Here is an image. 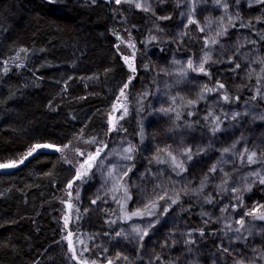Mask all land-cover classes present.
Wrapping results in <instances>:
<instances>
[{
    "label": "trees",
    "instance_id": "trees-1",
    "mask_svg": "<svg viewBox=\"0 0 264 264\" xmlns=\"http://www.w3.org/2000/svg\"><path fill=\"white\" fill-rule=\"evenodd\" d=\"M154 6L151 11H144L129 3L117 4L114 0L96 3L0 0V163L17 160L34 144L64 148V145L94 138L97 143L110 148L123 135L134 145L133 168L141 166L137 112L152 95L155 84L154 66L145 52L147 48H156L164 54L168 46H177L168 30L176 27L178 16L174 14L170 22H165L161 19L166 15L164 9ZM221 12L214 13L219 15ZM206 13L187 26L182 38L185 52L193 57L197 52H205L208 46V35L199 26L208 15ZM263 16L264 4L255 3L242 8L238 22L232 25L229 40L238 33H245L253 38L254 48L262 47L264 36L257 32L254 24ZM125 57H128L127 62ZM129 63L135 68L134 73ZM130 78L131 83L124 89ZM198 79L212 89L205 91L207 98L218 94L223 99L227 95L229 100L224 102L231 106L246 101L259 106L255 96L249 93L252 84L237 92L225 84L224 88H219L220 83L213 81L211 73L201 74ZM121 89L126 93L129 114L119 122L117 130L111 131L110 114L121 98ZM260 107L264 109V106ZM215 115L203 103L190 108L184 119L203 132L207 144H212ZM217 117L224 121L222 116ZM167 127L164 123L147 131L150 155L162 157L164 154L170 143ZM244 147L255 152L264 151V136L247 141ZM245 159H238L237 165L242 167ZM75 173V168L65 163L60 152L53 149L37 150L15 169H0V264H50L49 254L67 235L66 216L70 217L68 231L74 234V243L80 250L85 249V212L94 209L88 204L80 205L75 199L74 208L69 210L63 199ZM131 176L122 185L127 187L131 197L126 202L128 213L134 211L131 210L134 194ZM249 187L251 191L244 190L241 184L234 185L241 200L235 213L236 223L244 220L242 228L237 223L240 232L249 230L257 223V217L264 213V207H260L264 205V184L254 180ZM124 200L122 187L120 201L110 209L108 221L101 223L95 219L96 223L104 225L97 234L108 238L115 234L117 226H127L137 220L154 221L159 217L158 223L162 224L172 213L174 205L163 216L157 210L155 216L125 220V213L121 210ZM158 204L162 208L170 201ZM254 209L255 215H246ZM92 215L93 211L90 217ZM200 215L201 211L193 204L188 212L182 213L210 256L208 259L218 264H237L215 244L213 238L218 232L215 224ZM152 236L165 241L174 233L165 223L161 229L150 232L148 237ZM252 236H255L252 231L246 235L247 238ZM120 248L116 243L111 244L103 262L111 259L113 264H153L144 260L141 247L131 249L126 245L125 249ZM240 252L239 256L243 257L245 253ZM84 253L82 257L97 263L94 251L89 248ZM125 256L127 260L123 258ZM156 264L166 262L159 258Z\"/></svg>",
    "mask_w": 264,
    "mask_h": 264
},
{
    "label": "rangeland",
    "instance_id": "rangeland-1",
    "mask_svg": "<svg viewBox=\"0 0 264 264\" xmlns=\"http://www.w3.org/2000/svg\"><path fill=\"white\" fill-rule=\"evenodd\" d=\"M77 1L96 3L113 0ZM139 2L147 6L149 11L153 10L154 5H157L158 9H164L166 13L164 17H169L162 19L165 22H170L174 14L178 16L176 27L168 30L170 38L177 42L178 48L170 45L164 54L156 48H147L145 52L154 66L155 84L152 95L137 112L139 120L137 137L141 152L139 168H133L134 152L131 153L132 160L123 159L127 155L124 149L129 145L134 146L123 135L110 148L103 147L105 145L97 142L83 141L79 144H70L60 152L63 161L77 171L86 159V155L81 156L79 152L95 153L98 148H102L101 156L93 162L88 176L83 181H75L63 198L69 210L74 208L75 199L80 205L88 204L94 209L85 212L83 226L85 248L95 252L98 260L96 264H107L103 260L110 252V245L115 243L121 246L120 249H125L126 245L131 249L143 248L144 260L153 264H156L157 257L164 259L166 264H218L208 259L210 256L198 236L182 217V213L188 212L190 205L193 204L201 211L200 217L211 221L218 228L213 238L214 242L221 250L227 249L225 252L231 259L237 264L240 262L264 264V221L257 219V223L249 229L255 236L247 238L249 230L234 234L237 228L235 213L241 206V200L236 191L232 190L236 184H241L246 190L254 180H259L252 175L253 172L264 175V151L256 152L259 162L249 164L247 156L253 150L245 152L246 146L243 148L247 141L264 136V109L260 107L264 106V45L254 48L253 38L245 33H238L229 40L232 25L238 22L242 8L255 2L254 0H220L219 3L217 0H139ZM129 4L134 6L133 3ZM224 5H227V8ZM218 10L222 11L219 15L214 13ZM205 12L208 15L204 16L199 26L208 35V46L205 52H197L193 57L185 52L186 46L182 38L190 24L189 21H197ZM254 25L257 32L264 36V16ZM213 39L216 43H212ZM205 53H209L211 57L205 64V69L212 74L214 82L225 84L237 92L248 89L252 84L249 93L255 96L259 106L252 101L231 106L218 94L207 98L204 91L206 82L198 79L204 73L194 72L187 67L189 59L197 63ZM237 64L240 65L239 68L236 67ZM203 103L216 114L212 119L213 128L218 127L219 130L212 131V144H207L203 132L184 119L190 108ZM115 107L118 110L112 111L110 119L115 117L119 124L129 114L126 93L121 96ZM124 107L127 108V115L121 120L119 116ZM161 108H172L173 111L165 113L160 111ZM237 113L239 115H236ZM218 115L222 116L224 121L217 120ZM233 116L236 118L233 119ZM164 123L168 125L166 130L170 143L162 157H159L163 162H158L155 159L156 155L148 153L147 131L152 126H161ZM226 148L229 151L225 152ZM187 149H191V160L184 155ZM168 152L183 161L184 168L187 169L177 175L179 170L173 169ZM243 157L246 159L243 166L239 167L236 161ZM232 162L234 164L230 165ZM213 166L214 172L210 171ZM128 168H131V171L124 175ZM11 169L15 168L2 170ZM109 171H112V176L108 175ZM131 174V187L134 190L131 210L143 208L153 199L157 202L170 201L168 197L177 199V203L172 205V213L164 219L165 222L162 221V224H168L174 233L172 238L170 236L165 241L157 240L153 236L149 238L150 232L161 229L162 224L156 223L154 227L148 229V236L140 241L132 232V228L134 226L146 228L149 221L142 220L134 221L127 226H117L115 234L108 238L103 234H97V230L100 231L99 228H103L104 225L96 223V220L101 223L108 221L110 209L120 201L123 181ZM69 192L71 196L68 195ZM160 195H165V199L159 200ZM93 200L96 202L92 203ZM208 200H211V203ZM69 203L72 205L71 208L68 207ZM92 211L93 217H90ZM118 231L125 235L117 237ZM76 245L75 242L77 255L78 253L81 256L85 255V251ZM240 251L245 253L243 257L239 256ZM82 258L91 264L86 257ZM49 260L50 264H77L76 260L71 259L66 240L61 241L56 250L49 254Z\"/></svg>",
    "mask_w": 264,
    "mask_h": 264
},
{
    "label": "snow or ice",
    "instance_id": "snow-or-ice-1",
    "mask_svg": "<svg viewBox=\"0 0 264 264\" xmlns=\"http://www.w3.org/2000/svg\"><path fill=\"white\" fill-rule=\"evenodd\" d=\"M49 3H56L57 0H48ZM115 2L117 4L121 3V0H115ZM125 3H133L134 4V7L136 8H142L144 11H148L149 8L147 6H145L143 3L139 2V0H124ZM220 0H217V3H219ZM255 3H258V4H264V0H254ZM251 6V5H250ZM225 8H227V5H224ZM169 17H161V19H168ZM195 21L194 20H190L189 23H194ZM201 31H203V29H201ZM207 43V42H206ZM212 43H216L215 39L212 40ZM125 61L127 62L128 61V57H125L124 58ZM211 57L209 55V53H205L204 56L202 58H200V60L197 62V63H194L193 60L189 59L187 61V67L189 69H191L192 71L194 72H200V73H204L205 75H209L208 71L205 69V64H207L209 61H210ZM129 68L131 69V71L134 73L136 70L135 68L133 67V65L131 63H129ZM237 68L240 67L239 64L236 65ZM5 71H7V69H5ZM183 74V73H182ZM131 83V78L129 79V81L127 83L124 84L123 88L126 89L128 87V84ZM219 88H224V85L223 84H220L219 85ZM204 91H207V92H210L212 91V89H208L207 87H205ZM259 94V93H258ZM121 96H124V91L123 89H121ZM201 98H203L201 96ZM223 99L224 101H228L229 100V97L227 95H224L223 96ZM189 103H194V101H189ZM118 109L114 106L113 107V112L117 111ZM161 112H171L173 111L172 108H167V109H164V108H161L160 109ZM111 115V114H110ZM127 115V108L124 107L123 108V111L121 113V115L119 116V119H123L124 116ZM236 115H239L238 113ZM236 117L233 116V119H235ZM217 120H219V117H216ZM109 124H110V130H117V124H118V120L113 117L112 119H110L109 121ZM218 127L217 128H213V132L215 131H218ZM88 143H96V140L93 138L92 140L90 141H87ZM68 145H64V148H67ZM103 147H106L103 146ZM64 148H61V147H58L56 145H53V144H34L32 146L29 147L28 151L26 152L25 155H23L22 157L18 158L17 160H10V161H7V162H4V163H0V169H10V168H16V167H19V165H22L25 160H27L29 157L33 156L34 153L37 152V150H40V149H53L57 152H63ZM78 151V150H77ZM135 151L134 149V146H131L129 145V147H127L126 149H124V152L127 153V155H125L123 157V159H126V160H132L133 159V156L131 155V153H133ZM225 152L229 151V149H224ZM248 150L245 149V152H247ZM101 152H102V148H98L95 153H83V152H79V155L81 156H85L86 155V159L84 161V163L80 164L79 168L77 169L76 173H75V176H74V180L72 182H70L67 187L69 189L72 188V184L79 180V181H83L84 178L86 176H88L89 174V170L93 167V162H95L97 160L98 157L101 156ZM191 149H187L184 153L185 157L188 159V160H191L192 159V156H191ZM167 155L169 156L170 158V163L173 167L174 170H179L177 171V175H179L180 173H182L183 171H185L186 169L184 168V165H183V161H180L177 159L176 156H173L171 152H168ZM155 159L158 161V162H163V161H160V158L159 156L155 157ZM247 162L249 164H252V163H257L259 162L258 159H257V153L255 151H252L250 154H248L247 156ZM128 171H131V168H128L124 175H127V172ZM210 171H215V166H213L212 169H210ZM108 175L109 176H112V171H109L108 172ZM253 176H256L259 178V183L260 184H264V176H261V174L259 172H253L252 173ZM207 179V178H205ZM123 187V191H124V203L121 204V210L125 213L123 219L125 220H130L134 217H137V218H143V217H151V216H155L157 215V210H159V215L160 216H163L165 215L169 208L171 207L172 204H176L177 203V199H173L171 197H168V199L170 200V204H166V206L162 207L158 204L157 200L153 199L151 201H149V203L145 204V206L143 208H138L134 211H132L131 213H128L126 211V202L127 200L131 199V197L128 195V190H127V187ZM201 188H203V183L201 185ZM233 191H236L237 189L233 188L232 189ZM248 191H251V187H249L247 189ZM69 196H71V193L69 192L68 193ZM78 195H77V199H78ZM113 199H116V197H113ZM165 199V195H160L159 196V200H164ZM96 201L93 200L92 203H95ZM209 203H211V200H208ZM68 207L71 208L72 205L69 203L68 204ZM260 207H264V205H261ZM226 210V209H225ZM79 210L77 209V212ZM256 213V209H254L252 212H249V213H246V215H255ZM258 219L264 221V213H261L258 217ZM77 219H79V217L77 216ZM70 222V217L66 216L65 219H64V225H65V229L67 231V235L64 237V239L67 241V244H68V251L71 253V259L73 260H76L77 261V264H89V262L86 260V259H83L82 256H79L77 255V249L75 247V243L73 241V233L71 231H68V224ZM159 222V217H157V219L155 221H149L148 222V225L146 228H141L139 226H134L132 228V232L136 234V236L139 237L140 241H142L144 239V237L148 236L149 232H148V229L152 228L155 226L156 223ZM237 223L240 225V227L242 228L244 226V220L243 219H240L237 221ZM236 232H239L240 231V228H236L235 229ZM203 234V233H201ZM125 235L122 231H118L116 232V236L117 237H120V236H123ZM81 244H83V241H80ZM84 251H87V248L83 249ZM106 251V250H105ZM225 251H227V249H225ZM117 259L120 258V255L117 254ZM125 260L128 259V257H123ZM157 259H159V257H157ZM91 264H96L95 261H92ZM107 264H113V261L111 259L107 260ZM240 264H243V262H240Z\"/></svg>",
    "mask_w": 264,
    "mask_h": 264
}]
</instances>
